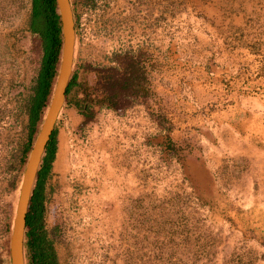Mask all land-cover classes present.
<instances>
[{
  "label": "rangeland",
  "instance_id": "374dc122",
  "mask_svg": "<svg viewBox=\"0 0 264 264\" xmlns=\"http://www.w3.org/2000/svg\"><path fill=\"white\" fill-rule=\"evenodd\" d=\"M127 2L134 1L77 3L76 67L92 86L89 93L96 84L93 68L110 65L112 55L136 39L135 17L144 23L135 3L138 13H125ZM146 4L153 9L148 23L164 26L171 36L199 23L216 53L223 47L240 59L230 70L210 65L220 93L202 111L227 109L231 126L221 136L220 124H188V137L172 146L178 164L170 166L169 180L155 175L150 190L123 201H99L94 191L88 201L66 190L57 196L49 177L44 222L54 238L57 264H264V208L244 203L264 201L263 185L251 177L258 162L246 155L252 145L264 151V0ZM31 14L32 0H0V264H10L21 185L14 179L19 181L26 166L20 154L42 55L41 38L30 29Z\"/></svg>",
  "mask_w": 264,
  "mask_h": 264
},
{
  "label": "crops",
  "instance_id": "0c3cea01",
  "mask_svg": "<svg viewBox=\"0 0 264 264\" xmlns=\"http://www.w3.org/2000/svg\"><path fill=\"white\" fill-rule=\"evenodd\" d=\"M132 1L123 7L125 13L140 11L144 23L137 22L136 17L133 19L136 39L123 50L146 48L155 53V67L147 65L153 95L124 109L97 107L95 117L87 122L66 97L57 122L58 148L50 175V189L57 196L63 190L80 196L81 201L89 200L90 191H94L99 201H123L138 196L150 190L155 175L163 182L169 180L170 166L178 164L172 146L188 137L185 130L188 124L197 122L216 127L220 124L221 136L224 128L231 126L227 109L211 115L202 111L208 110L220 93L217 74L210 65L220 63L230 70L232 65L240 64V59L232 57L223 47L221 53H216L214 41L206 36L199 23L196 28H186L178 36H171L164 26L148 23L153 9H148L147 0ZM76 64L75 56L73 74L77 72ZM155 109L164 112L172 125L171 131L153 118L150 111ZM196 110L199 112L194 114ZM246 155L258 162L259 171L251 177L264 188V151L252 145ZM157 162L162 165L160 170L153 168ZM244 203L247 207L257 204L264 208V201Z\"/></svg>",
  "mask_w": 264,
  "mask_h": 264
},
{
  "label": "trees",
  "instance_id": "16d2710c",
  "mask_svg": "<svg viewBox=\"0 0 264 264\" xmlns=\"http://www.w3.org/2000/svg\"><path fill=\"white\" fill-rule=\"evenodd\" d=\"M70 1L77 22V3L80 0ZM32 5L30 29L41 38L42 55L28 102V139L20 154V161L23 164L29 158L54 93L60 69L63 43L57 0H32ZM154 58L155 53L146 48L137 51L131 48L116 51L111 57L112 63L110 65L93 68L96 74V84L93 85L94 90H92V93H89L92 86L84 82L82 71L77 70L72 75L67 88V102L70 101L75 104L87 122L95 117L97 107L118 110L127 108L140 99L147 101L153 95L147 75V65L154 68ZM152 60L154 61L151 62ZM74 92L75 94H73ZM71 94L75 96L73 101L70 99ZM124 101L129 103L124 105L122 104ZM150 112L161 126L166 128L167 131H171V123L168 122L165 115L157 109ZM168 138L171 139V136ZM57 148L56 124L43 156L27 214L26 264H57L54 238L49 235L44 222L46 185L51 175ZM24 169L21 171L19 181L17 178L14 179L18 185L22 181Z\"/></svg>",
  "mask_w": 264,
  "mask_h": 264
},
{
  "label": "water",
  "instance_id": "95a60500",
  "mask_svg": "<svg viewBox=\"0 0 264 264\" xmlns=\"http://www.w3.org/2000/svg\"><path fill=\"white\" fill-rule=\"evenodd\" d=\"M62 28V54L54 93L26 162L10 237V264H26L25 235L34 185L46 152L47 144L66 104L67 88L74 70L77 41L76 21L70 0H57Z\"/></svg>",
  "mask_w": 264,
  "mask_h": 264
},
{
  "label": "flooded vegetation",
  "instance_id": "af4514ba",
  "mask_svg": "<svg viewBox=\"0 0 264 264\" xmlns=\"http://www.w3.org/2000/svg\"><path fill=\"white\" fill-rule=\"evenodd\" d=\"M32 7H33V5H32Z\"/></svg>",
  "mask_w": 264,
  "mask_h": 264
}]
</instances>
